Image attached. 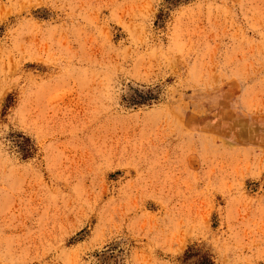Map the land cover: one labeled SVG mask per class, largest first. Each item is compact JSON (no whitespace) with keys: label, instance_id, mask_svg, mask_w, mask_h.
<instances>
[{"label":"rangeland","instance_id":"374dc122","mask_svg":"<svg viewBox=\"0 0 264 264\" xmlns=\"http://www.w3.org/2000/svg\"><path fill=\"white\" fill-rule=\"evenodd\" d=\"M188 251L264 264V0H0V264Z\"/></svg>","mask_w":264,"mask_h":264},{"label":"trees","instance_id":"16d2710c","mask_svg":"<svg viewBox=\"0 0 264 264\" xmlns=\"http://www.w3.org/2000/svg\"><path fill=\"white\" fill-rule=\"evenodd\" d=\"M138 98L140 99V97H138ZM141 99H143V98L141 97ZM193 258H194L193 255L190 254V252L188 251L182 257V263L183 264H214L207 257H200V259H195L194 261H191V259H193Z\"/></svg>","mask_w":264,"mask_h":264}]
</instances>
